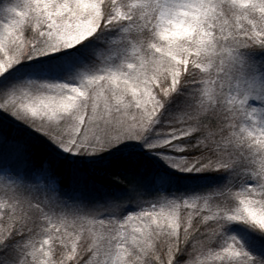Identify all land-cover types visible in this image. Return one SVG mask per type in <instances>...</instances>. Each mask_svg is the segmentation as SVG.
<instances>
[{"label":"snow or ice","instance_id":"obj_1","mask_svg":"<svg viewBox=\"0 0 264 264\" xmlns=\"http://www.w3.org/2000/svg\"><path fill=\"white\" fill-rule=\"evenodd\" d=\"M0 264H264V0H0Z\"/></svg>","mask_w":264,"mask_h":264}]
</instances>
